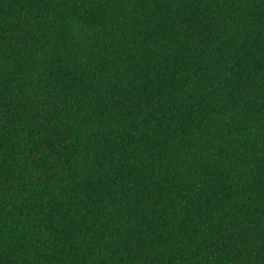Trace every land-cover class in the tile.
<instances>
[{
	"label": "trees",
	"instance_id": "16d2710c",
	"mask_svg": "<svg viewBox=\"0 0 264 264\" xmlns=\"http://www.w3.org/2000/svg\"><path fill=\"white\" fill-rule=\"evenodd\" d=\"M0 264H264V0H0Z\"/></svg>",
	"mask_w": 264,
	"mask_h": 264
}]
</instances>
